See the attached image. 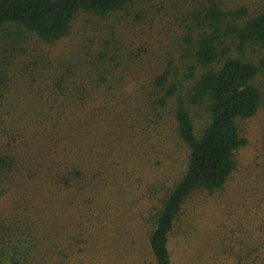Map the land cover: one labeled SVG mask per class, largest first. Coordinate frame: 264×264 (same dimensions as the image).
<instances>
[{"label": "trees", "instance_id": "1", "mask_svg": "<svg viewBox=\"0 0 264 264\" xmlns=\"http://www.w3.org/2000/svg\"><path fill=\"white\" fill-rule=\"evenodd\" d=\"M138 1L154 0H0V30L15 32L13 52L0 58V190L9 188L16 212L0 216V223L14 225L7 233L0 225L2 241H27L28 222L38 216L27 220L26 215L37 208L95 201L100 187L112 192L107 177L99 178L110 173L108 168L87 161L76 147L89 151L82 140H114L112 127L116 134L119 130L113 143L118 142L127 120L136 130L138 112L148 122L164 116L173 120L187 150L185 168L151 222L150 264H172L169 236L185 200L196 191L221 189L233 172L234 154L246 144L236 122L255 115L261 102L253 80L260 73L264 77V0H162L170 4L180 38L137 96L126 97L121 73L141 63L145 48L126 55V46L114 37L103 45L93 36L84 44L79 37L77 47L62 56L50 50L70 36L80 14L106 18L136 4L137 9ZM158 1L138 8L136 19L167 8L154 5ZM23 92L34 99L26 109L18 105ZM190 108L208 112L199 135ZM113 143H101L98 153L105 156L103 145ZM29 185L38 187L34 198L24 195ZM20 244L9 264H23L33 252L32 245ZM35 264H43V258Z\"/></svg>", "mask_w": 264, "mask_h": 264}, {"label": "rangeland", "instance_id": "2", "mask_svg": "<svg viewBox=\"0 0 264 264\" xmlns=\"http://www.w3.org/2000/svg\"><path fill=\"white\" fill-rule=\"evenodd\" d=\"M154 1H138V8L150 6ZM169 1L173 3V0ZM154 5L167 8L161 9L159 13L142 15L138 20L135 15L139 10L135 9L137 4L133 10L106 18L80 14L72 23L70 36L50 50L53 55L62 56L77 42L80 43L79 37L83 38L84 44L86 38L93 36L99 38L103 45L106 38L114 37L112 40L126 46V55L129 51L145 48L147 56L141 63L121 73L126 97L137 96L140 91V88L137 91L138 87L152 77L180 38L177 21L169 11L170 4L166 1L162 4V0H159ZM104 21L109 22L114 31L105 27ZM86 26L88 29L81 31ZM12 33L15 32L0 30V58L13 52L15 36ZM124 57L130 60V57ZM253 84L261 93L260 105L251 118L236 122L246 144L235 152L234 170L221 189L196 191L183 203L169 236L172 264H264L262 73L256 76ZM31 95L29 92L22 93L18 101L20 109H26L30 101L33 104ZM189 111L195 135H199L209 120L208 112L205 108H190ZM138 113L136 130L127 124V120L126 132L119 134L118 142L113 143L119 130L116 134V129L112 127L110 132L114 133V140H82V146L88 144L89 151L76 147L87 161L108 168L110 173L99 178L107 177L106 182L112 187L113 193L109 188L100 187L96 189L98 197L95 201L88 199L72 204L58 202L33 210L32 214L26 215L27 220L38 217L28 222L31 233L27 241L14 244L15 239L4 242L0 238V264L11 262L9 256L20 243L32 245L33 250L27 254L23 264H35L40 256L43 264L151 263L147 245L151 222L163 195L181 176L187 150L177 139L173 120L164 116L157 118L158 121L148 122L147 117ZM101 143H113L108 148L103 145L107 149L103 157L98 153ZM30 149L35 150L34 147ZM35 187H27L24 194L26 198H34L39 194L36 191L38 187ZM12 204L15 205L9 188L4 192L0 190V216L16 213L14 208L11 210ZM0 225L6 228V233L14 228L6 220ZM3 234L0 226V235Z\"/></svg>", "mask_w": 264, "mask_h": 264}]
</instances>
